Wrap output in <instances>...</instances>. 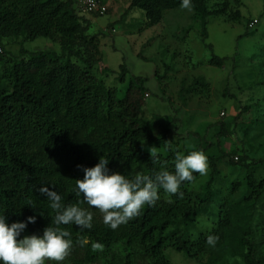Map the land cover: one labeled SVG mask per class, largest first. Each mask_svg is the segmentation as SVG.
I'll use <instances>...</instances> for the list:
<instances>
[{
    "label": "trees",
    "instance_id": "trees-1",
    "mask_svg": "<svg viewBox=\"0 0 264 264\" xmlns=\"http://www.w3.org/2000/svg\"><path fill=\"white\" fill-rule=\"evenodd\" d=\"M77 3L0 0V47L4 39L22 38L25 44L46 38L61 48L60 53L29 52L22 46L20 55L26 59L9 64L7 87L0 82V214L9 224L36 217L21 238L42 235L54 219L47 197L40 193L42 187L62 194L65 204L83 200L74 191L76 179L84 177L79 166L94 167L104 157L110 170L134 179L154 176L162 165L174 171L176 153H181L168 146L166 155L153 154L154 162L149 148L159 143L166 146L167 140L159 139L143 120L147 79L132 77L125 97L119 99L117 90L95 75L103 61L102 36L90 34L93 20L76 13ZM180 8L181 0H130V10L144 12L147 28L161 24L166 12ZM190 8L202 22V38L212 52L209 65L223 68L228 59L214 54L213 46L206 44L207 26L210 18L220 16L238 23L241 13L228 12V8L212 11L208 0H191ZM128 73L123 64L122 82ZM202 81L198 78L188 91L204 86ZM219 136H226L223 125ZM228 157L221 152L220 158L212 160L210 179L201 189L190 190L198 173L193 182L181 185L182 196L161 189L155 205H144L138 215L116 229L104 223L98 209L89 208L93 228L62 225L71 232L73 244L63 261L52 264H171L170 250L198 261L216 259L225 249L243 264H262L264 220L259 234L254 222L264 195V176L258 179L250 169L264 168V162L247 165L243 181L233 182L231 196L224 198L217 184L219 164ZM229 163L244 166L239 157ZM240 191L242 195L234 198ZM82 206L88 208L86 203ZM215 206L220 209L218 223L208 235H218L219 240L210 247L208 235H193L192 223ZM94 243L103 249L93 250Z\"/></svg>",
    "mask_w": 264,
    "mask_h": 264
},
{
    "label": "rangeland",
    "instance_id": "rangeland-1",
    "mask_svg": "<svg viewBox=\"0 0 264 264\" xmlns=\"http://www.w3.org/2000/svg\"><path fill=\"white\" fill-rule=\"evenodd\" d=\"M103 2L108 6L106 15L88 16L93 20L90 34L102 36L103 61L95 75L115 88L119 99L125 97L132 77L147 79L149 96L145 99L143 120L159 139L167 140L166 146L159 143L149 149L163 155L168 146L183 155L202 149L208 157L207 174L200 176L190 190L205 186L212 160L224 152L229 157L219 164L217 187L224 198L231 196V184L243 181L249 170L247 165L264 162V0H208L212 11L228 8V12L242 15L238 23L224 16L209 20L206 44L213 46L214 54L228 59L223 68L209 65L212 52L203 41L202 22L191 8L168 11L161 24L147 28L144 12L130 10V0ZM253 20H258V24L250 29ZM22 46L29 52H61L58 43L46 38L25 44L22 38L2 40L0 82L4 87L8 86L9 64L26 59L20 55ZM123 64L129 72L125 82L121 81ZM198 78L204 86L189 92ZM222 125L226 136L221 138ZM232 157H239L244 166H231ZM250 171L258 179L264 176L261 166ZM241 195L242 191L234 198ZM219 213L215 206L195 219L193 235L210 234L217 226ZM263 220L264 195L258 202L254 222L258 234ZM167 259L171 264H243L226 249L220 250L216 259L205 257L198 261L170 250ZM259 259L264 264V243Z\"/></svg>",
    "mask_w": 264,
    "mask_h": 264
},
{
    "label": "clouds",
    "instance_id": "clouds-1",
    "mask_svg": "<svg viewBox=\"0 0 264 264\" xmlns=\"http://www.w3.org/2000/svg\"><path fill=\"white\" fill-rule=\"evenodd\" d=\"M181 7L190 9L191 0H181ZM154 162L153 150L149 149ZM174 171L163 165L154 176L137 175L129 179L120 171L109 169V160L101 157L94 167L82 168L83 179H76L77 196L83 200L65 204L62 194L48 187H42L40 193L49 201V208L55 212L51 225L42 235L32 234L21 238L29 223H35L36 217L30 216L25 222L9 224L4 214H0V264H46L47 261L60 262L68 255L73 244L71 232L62 225L74 224L79 229L93 228V212L98 209L103 214L106 225L116 229L121 223L139 214L144 205H155L162 189L168 194H180L181 185L193 182L194 174H207L208 157L201 150H192L187 155L179 152L175 156ZM86 203L88 208L82 205ZM29 206L32 202L29 201ZM34 208V207H33ZM41 215H43L41 213ZM218 235H208L206 244L215 247ZM100 243L93 244V250H102Z\"/></svg>",
    "mask_w": 264,
    "mask_h": 264
},
{
    "label": "built area",
    "instance_id": "built-area-1",
    "mask_svg": "<svg viewBox=\"0 0 264 264\" xmlns=\"http://www.w3.org/2000/svg\"><path fill=\"white\" fill-rule=\"evenodd\" d=\"M108 12V6L103 0H78L76 13L80 16H103ZM258 20H253L249 28L253 29L257 26ZM147 95L146 97H148ZM224 115V113H223ZM238 160V158H235Z\"/></svg>",
    "mask_w": 264,
    "mask_h": 264
}]
</instances>
